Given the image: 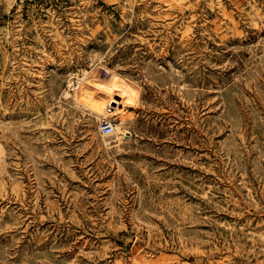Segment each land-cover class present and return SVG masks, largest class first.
Wrapping results in <instances>:
<instances>
[{"label":"rangeland","instance_id":"374dc122","mask_svg":"<svg viewBox=\"0 0 264 264\" xmlns=\"http://www.w3.org/2000/svg\"><path fill=\"white\" fill-rule=\"evenodd\" d=\"M0 264H264V0H0Z\"/></svg>","mask_w":264,"mask_h":264},{"label":"bare ground","instance_id":"6f19581e","mask_svg":"<svg viewBox=\"0 0 264 264\" xmlns=\"http://www.w3.org/2000/svg\"><path fill=\"white\" fill-rule=\"evenodd\" d=\"M102 72L107 74L105 80L97 79ZM91 72H84L78 76L76 81L67 85L69 96L85 111L94 114L97 118H106L110 114H116L122 110L120 104H124L122 88L128 87L125 81H119L116 72L104 66L97 65ZM97 77V78H96ZM129 91V90H128ZM116 94L120 99L115 98ZM129 99V98H128ZM114 103V104H113ZM130 103V102H129ZM112 106V112L107 111V107ZM113 130L109 134H104V138L118 139L129 137L128 130L122 121L112 122Z\"/></svg>","mask_w":264,"mask_h":264},{"label":"built area","instance_id":"2783aa9c","mask_svg":"<svg viewBox=\"0 0 264 264\" xmlns=\"http://www.w3.org/2000/svg\"><path fill=\"white\" fill-rule=\"evenodd\" d=\"M107 111L110 113L112 112L113 108L112 106L107 107ZM112 122L113 120L110 118H101L98 124V128L102 134H109L112 132L113 127H112Z\"/></svg>","mask_w":264,"mask_h":264}]
</instances>
